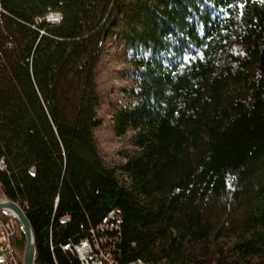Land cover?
Wrapping results in <instances>:
<instances>
[{
    "label": "trees",
    "instance_id": "16d2710c",
    "mask_svg": "<svg viewBox=\"0 0 264 264\" xmlns=\"http://www.w3.org/2000/svg\"><path fill=\"white\" fill-rule=\"evenodd\" d=\"M106 60L130 83L109 102L133 133L114 165ZM0 196L35 264H80L65 248L112 212L97 238L118 264H264V3L0 0Z\"/></svg>",
    "mask_w": 264,
    "mask_h": 264
},
{
    "label": "built area",
    "instance_id": "2783aa9c",
    "mask_svg": "<svg viewBox=\"0 0 264 264\" xmlns=\"http://www.w3.org/2000/svg\"><path fill=\"white\" fill-rule=\"evenodd\" d=\"M47 19L51 22H61L62 16L54 13V15L50 14ZM114 220L116 224L113 222ZM119 223V219L112 212L98 230L91 232L93 235L92 241L89 239L83 240L79 244H76V246H68L65 249L75 254L80 264H118L110 251L104 249L102 244L106 240L98 239L97 234L116 229ZM17 231V220L13 216L4 220L2 215H0V239L3 246L2 253L0 254V264H20L12 247V239Z\"/></svg>",
    "mask_w": 264,
    "mask_h": 264
},
{
    "label": "rangeland",
    "instance_id": "374dc122",
    "mask_svg": "<svg viewBox=\"0 0 264 264\" xmlns=\"http://www.w3.org/2000/svg\"><path fill=\"white\" fill-rule=\"evenodd\" d=\"M107 62V68H108V75L104 74L105 78V93L107 96L106 104L105 105V120L103 126L97 131L96 136L98 138L99 147L102 153V156H104V159L107 163L110 165H114L120 161H122L121 158V152H124L126 150H132L134 149L132 145V137L133 133H128L126 136L121 137L117 136L110 128V125L112 124V117L109 113L110 111V100H112L115 103L125 104L126 99L125 95L122 91L124 86H128L130 83L128 81H123L118 76V71L121 70L122 66L119 63H113L109 62V60H106ZM114 85L116 89L109 91L110 86ZM5 199V197L0 196V200ZM17 228L18 231L20 230L21 224L17 220ZM18 235V234H17ZM17 237V236H16ZM2 253V246H1V239H0V254ZM20 253V252H19ZM18 262L20 264H24V256L23 259L20 260L17 255Z\"/></svg>",
    "mask_w": 264,
    "mask_h": 264
},
{
    "label": "water",
    "instance_id": "95a60500",
    "mask_svg": "<svg viewBox=\"0 0 264 264\" xmlns=\"http://www.w3.org/2000/svg\"><path fill=\"white\" fill-rule=\"evenodd\" d=\"M0 213L11 214L16 220L19 221L24 231L26 238V247L24 254V264H35L36 257V240L32 226L26 216V213L22 207L14 202L7 200L6 198L0 200Z\"/></svg>",
    "mask_w": 264,
    "mask_h": 264
},
{
    "label": "flooded vegetation",
    "instance_id": "af4514ba",
    "mask_svg": "<svg viewBox=\"0 0 264 264\" xmlns=\"http://www.w3.org/2000/svg\"><path fill=\"white\" fill-rule=\"evenodd\" d=\"M1 215V214H0ZM2 217H3V215H2ZM18 234V231H17V233L14 235V237H13V239H12V247H13V249H14V252H15V254H16V246H15V244H14V239L16 238V235ZM1 246H2V244H1ZM2 250H3V246H2Z\"/></svg>",
    "mask_w": 264,
    "mask_h": 264
},
{
    "label": "snow or ice",
    "instance_id": "6c2138e0",
    "mask_svg": "<svg viewBox=\"0 0 264 264\" xmlns=\"http://www.w3.org/2000/svg\"><path fill=\"white\" fill-rule=\"evenodd\" d=\"M261 3H264V0H261Z\"/></svg>",
    "mask_w": 264,
    "mask_h": 264
},
{
    "label": "bare ground",
    "instance_id": "6f19581e",
    "mask_svg": "<svg viewBox=\"0 0 264 264\" xmlns=\"http://www.w3.org/2000/svg\"><path fill=\"white\" fill-rule=\"evenodd\" d=\"M9 215V214H8ZM10 216H11V214H10ZM4 219V218H3ZM4 220H6V219H4ZM17 256V255H16Z\"/></svg>",
    "mask_w": 264,
    "mask_h": 264
}]
</instances>
